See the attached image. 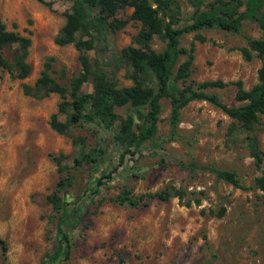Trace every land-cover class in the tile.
<instances>
[{"label": "rangeland", "instance_id": "374dc122", "mask_svg": "<svg viewBox=\"0 0 264 264\" xmlns=\"http://www.w3.org/2000/svg\"><path fill=\"white\" fill-rule=\"evenodd\" d=\"M44 1L0 0L6 29L30 40L26 62L31 70L27 78L18 79L15 70L10 73L0 67V238L7 246L5 257L0 249V264H264V208L260 192L253 187L264 162L260 170L255 167L246 132L233 131V120L217 107L191 101L180 110L172 133L171 101L162 99L154 139L136 154L126 155L120 165L122 149L113 137L120 119L126 117V107L116 108L120 119L111 131L81 124L60 135L50 128L49 119L60 97L25 96L22 84L33 85L49 64L50 75L67 85L81 65L73 45L54 43L73 0ZM174 1L180 7L177 27L189 24L193 8L186 0ZM131 13L129 7L120 9L116 18L126 21L125 26L108 32L104 41L87 52L91 64L99 63L118 87L132 84L121 58L122 50L141 30L140 23L130 19ZM261 37L251 21L243 22L239 34L204 29L183 35L181 46L194 47L186 83L219 81L223 86L207 91L228 106L238 105L236 83L250 89L264 63V58L257 57L246 61L241 49L247 46V38ZM164 46L157 37L151 43L156 51ZM17 53V45L0 50L9 63ZM182 85L177 83L179 88ZM81 92H92L91 81ZM259 123L255 134L264 154V114ZM76 137L85 138L88 149H103L104 158L100 167L83 164L71 170L74 184L65 200L81 215L65 226L70 245L66 255L57 218L46 198L63 175L53 158L62 155V162L72 167L78 150L72 143ZM208 168L233 171L245 189L217 179ZM110 172V178L104 177ZM100 178L105 184L97 186ZM167 188L182 191L184 198L161 201L152 196L135 208L116 201L125 189L139 197Z\"/></svg>", "mask_w": 264, "mask_h": 264}, {"label": "trees", "instance_id": "16d2710c", "mask_svg": "<svg viewBox=\"0 0 264 264\" xmlns=\"http://www.w3.org/2000/svg\"><path fill=\"white\" fill-rule=\"evenodd\" d=\"M45 3L44 0H36ZM193 8L190 23L181 27L179 24L180 7L174 0H73L70 10L65 14V23L54 39L58 46L73 45L79 52L81 69L72 77L67 85H61L50 75L49 64L33 83L22 84L25 96L43 99L50 94H57L60 102L57 111L50 116V128L60 135H67L71 129L81 124H93L106 131H111L120 117L116 108L126 107V117L120 119L118 130L114 134L115 144L122 149L119 165L126 155L136 154L143 144L152 141L157 133V123L161 112V100L171 101L170 126L171 132L177 129L180 110L191 101L202 100L220 109L232 123V130L246 132V143L250 157L257 169H261L264 154L255 134L264 114V63L257 70V82L248 90L237 82L235 100L238 105L228 106L215 93L207 89L221 87L219 81H205L200 84H187L194 62V47L181 46V38L185 34L196 33L204 29H217L231 34H239L244 21L255 23L262 32L261 38H247V46L241 49L246 61L253 57L264 58V0H214L205 4L203 0H186ZM132 9L130 19L141 25V30L133 38V43L122 50V60L128 66V78L132 84L118 87L103 70L99 63L93 66L87 52L96 48L97 43L105 40L108 32L122 29L126 21L116 18L120 9ZM243 10L241 11V9ZM157 37L165 46L162 51L151 47ZM200 41L204 38L197 36ZM17 45L18 53L14 62L9 63L0 55V67L12 73L16 78L25 79L30 74V66L26 62L30 40L27 37L8 31L0 17V50ZM185 58L178 65L179 60ZM91 81L92 92L82 93V86ZM181 82L182 88L177 86ZM64 116V120L59 117ZM78 149L72 167L62 162V155L53 160L59 173L63 174L56 183L55 190L47 196L52 207L53 216L57 218V232L61 242L69 253V237L65 226L75 216L81 215L79 210L69 208L65 200L68 190L74 184L72 169L83 164L95 168L100 167L104 150L88 149L85 138L76 137L72 140ZM116 169V168H114ZM217 179L223 180L236 188L245 189L233 171H222L208 168ZM112 172L106 178H110ZM103 177V178H104ZM101 178L97 186L104 185ZM253 187L260 192L261 204L264 208V170L255 178ZM157 197L168 201L172 197L180 200L184 193L178 190L164 189L156 194L133 196L123 190L117 196V202L128 207H138L144 198ZM0 249L5 257L7 246L0 238Z\"/></svg>", "mask_w": 264, "mask_h": 264}]
</instances>
